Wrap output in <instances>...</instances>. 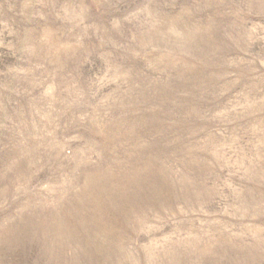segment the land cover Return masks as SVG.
Returning <instances> with one entry per match:
<instances>
[{
	"label": "rangeland",
	"instance_id": "1",
	"mask_svg": "<svg viewBox=\"0 0 264 264\" xmlns=\"http://www.w3.org/2000/svg\"><path fill=\"white\" fill-rule=\"evenodd\" d=\"M0 264H264V0H0Z\"/></svg>",
	"mask_w": 264,
	"mask_h": 264
}]
</instances>
